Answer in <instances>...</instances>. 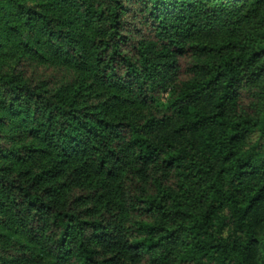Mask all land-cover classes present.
Here are the masks:
<instances>
[{
  "label": "trees",
  "instance_id": "1",
  "mask_svg": "<svg viewBox=\"0 0 264 264\" xmlns=\"http://www.w3.org/2000/svg\"><path fill=\"white\" fill-rule=\"evenodd\" d=\"M0 264H264V0H0Z\"/></svg>",
  "mask_w": 264,
  "mask_h": 264
},
{
  "label": "rangeland",
  "instance_id": "2",
  "mask_svg": "<svg viewBox=\"0 0 264 264\" xmlns=\"http://www.w3.org/2000/svg\"><path fill=\"white\" fill-rule=\"evenodd\" d=\"M48 71V70H47ZM167 107V104H166V100H164L163 102H161L159 105H158V108L163 110V109H166Z\"/></svg>",
  "mask_w": 264,
  "mask_h": 264
}]
</instances>
